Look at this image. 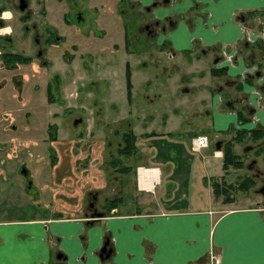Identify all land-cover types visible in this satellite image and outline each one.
Returning <instances> with one entry per match:
<instances>
[{"label": "crops", "instance_id": "obj_1", "mask_svg": "<svg viewBox=\"0 0 264 264\" xmlns=\"http://www.w3.org/2000/svg\"><path fill=\"white\" fill-rule=\"evenodd\" d=\"M169 1L167 10L174 22L166 27L169 39L164 48H158L162 55L157 53L155 61H161L166 54L175 58L173 63L177 69L185 66L181 75H172L167 70L168 58L163 65L164 72L159 73L181 79L179 84L186 90L202 87L197 79L201 76H220L203 88L210 100L202 108L210 115L211 125L216 127L210 137L214 147L219 146L218 139L222 136L219 130L223 128L219 126L227 129L230 126L233 130L249 122L246 127L264 128V31L255 28L245 34L241 25V21L257 24L256 17L264 13V0ZM240 12L245 16H239ZM224 43L230 48L227 59L221 52ZM223 64H226L224 75L211 73V66ZM258 68L261 73L257 75ZM245 74L248 78L244 81ZM132 92L133 89L131 100ZM252 103L256 106L252 119L240 122L238 106L244 104L250 111ZM175 106L178 105L173 104L176 111ZM139 108L134 118L126 113L124 123L132 126L136 133L137 158L165 160L139 164L158 169L156 181L152 180L151 174L155 172L151 171L147 182L142 183L140 172L135 171L132 185L124 179L131 171L119 172L104 166L106 140L101 135L97 136V141L102 140L103 148H97L93 140L90 153L86 155L91 161L87 179L92 185L88 189L79 181L80 171L76 168L79 157L74 158L70 152L73 141L63 139L67 137L64 135L44 138L53 152L47 170L41 146L34 148L35 152L13 153L7 167L0 165V198L3 196L7 202L6 211L2 210L0 202V264H206L210 246L219 251L221 264H264V203L259 204V198L237 202L234 196L227 199L223 194L215 195L210 184L213 178L221 176L232 182L243 172L233 167L224 171L221 156L213 152L205 155L194 149L197 157L178 153L176 137L167 139L175 126V112L170 117L167 113L169 104L165 109L167 116L161 115L154 106L148 112L144 104ZM155 115L160 122L154 120ZM27 134L21 142L36 143L30 140L32 133ZM66 146L68 154L64 151ZM173 147L176 149L174 158H179L180 154L185 164L170 165L168 153ZM16 160L28 170L29 183L23 177L21 165L14 167ZM13 171L22 176L18 174L15 178L11 174L12 181L9 180L8 175ZM66 178L71 179L67 187L57 182ZM126 184L128 193L124 190ZM91 191L96 194L93 204L102 214L91 215L88 204L85 208V194L89 199ZM118 192L122 194V201L106 212L104 198ZM16 194H20V198L15 200ZM143 194L146 198L141 197ZM14 200L11 208L25 206L27 212L9 215L8 205ZM213 202L224 208H215ZM132 205L151 208L122 210ZM79 209L82 211L78 212ZM105 238L109 239L107 246L111 252L101 256L99 250Z\"/></svg>", "mask_w": 264, "mask_h": 264}, {"label": "rangeland", "instance_id": "obj_2", "mask_svg": "<svg viewBox=\"0 0 264 264\" xmlns=\"http://www.w3.org/2000/svg\"><path fill=\"white\" fill-rule=\"evenodd\" d=\"M50 0H47V3ZM92 0H89V3H91ZM97 8L98 12H96V9H91L87 12L88 16L89 13L93 14V18L95 16L96 19V25L94 19H92L87 26V28H90V30H94L99 33L101 32L102 29H100L101 26L103 28V34H90V38H93V41L91 42L94 47H88L86 45H80L79 48L76 51V54L78 56L80 55H88L87 53L90 52L89 54L91 55H100L98 60L94 63V70L92 73H85V69L83 67L84 63L81 61V57H78V62H74L76 65L78 63L79 68H78V73L79 76H77L78 83H80V86L78 84V87L73 86L72 84H69L67 86V90L64 91L63 93L57 95L54 92L53 94H48L47 89L45 87H33L34 83V78L33 76L30 77V80H28L26 88L24 89L23 93L26 94V98L22 99V102L26 99V103L23 106L21 104V100L18 99L17 95H13L11 88L8 86L7 87L3 86V88L0 89V165L7 167L9 162L11 161L10 155H12L13 148L15 147H22V149L25 152H22L20 154L28 153L29 151H34V148L37 150L40 146L42 147L45 155V161H46V170L48 169L49 162L51 161V154L50 150L47 147V140L44 139V134L46 132V123L48 120L51 122L57 121L59 123L60 127V135H64L67 137H63V139L68 138L73 141L72 143V149L70 152H72V155L75 157H79V163L77 169L80 171V178L79 181L82 183L83 187H88L89 185H92V181L87 179V170L88 166H90V159L86 158V155L90 153L91 150V145L93 140H95V145L97 148L101 149L102 147V140L94 139L92 134L95 133V135H101L106 136L105 140L110 138L118 140L119 139V133H114L115 137H111L110 135L113 134V132H104L103 129L106 128L108 130H111L114 128L113 125L110 124V122H116L118 121V118L121 119L120 117L123 116L126 118L128 113L131 118H134L135 115H137V111H140L141 104H144L145 111L148 112L151 106H154L155 108L158 109L161 115L167 116V113L169 114V117L171 113L175 112V118L173 119V125L174 128L172 129V132L170 133V137H167V139L176 137L177 143L175 146L180 149L178 153H181V155L184 153V155H195L196 157L199 156L196 150L192 149L191 146V138L193 134L196 132H201L204 131L209 133V137H212L213 132L216 130V127H213L210 122V115L206 113V109H203L202 106H204L205 102H207L209 97L207 96V92H204L203 88L207 87V84L211 82L212 79L218 78L220 76H201L200 78H197L199 81H201V86L200 88L192 91V90H186V87H183V85H180L179 82H181V79L172 78V77H164L162 76L159 71L161 70L162 66L166 64L165 60L162 59L160 62H156L154 60V55L156 54L157 50L153 49L154 52L150 55L148 58L150 60V63L147 65V69L144 70L142 73V76L150 75V78H145L143 80H140V75L137 74V66H139V63L134 62L133 63V68L132 69L133 73L131 76L132 82H133V92H132V101H128L126 99V92H125V85H126V77H125V58H130L134 55L141 54L142 52H135L138 48H140V45L137 44H132L133 45V50L127 49L123 43L125 40H123V32H122V20L123 17H121L120 13L117 12V9L114 7V0H101V2H97ZM61 9H64V7H61ZM85 13V11H83ZM47 18L50 20L52 23L56 22L57 25L65 26V22L63 21V16H62V11L58 9H52L51 14L48 15L47 13ZM94 23V24H93ZM76 26L81 25L80 23H76ZM98 25V26H97ZM123 41V42H122ZM69 42L70 39H66L62 45L61 49L63 50L64 48L71 49L69 47ZM151 49V47H149ZM91 50V51H90ZM161 54V53H160ZM96 57V56H95ZM104 60H108V64L110 66V69L107 70L103 68V63ZM175 58H169L168 59V64H167V70L170 71L172 75H181V73L184 71L185 66H181V68L176 67L175 63ZM89 63V62H88ZM91 64V63H90ZM144 64V63H142ZM178 64L181 65V63L178 62ZM145 65V64H144ZM64 66V65H63ZM61 67L60 63L56 64V67L58 69H62L64 67ZM163 70V69H162ZM158 71V73H157ZM164 71V70H163ZM90 77L87 79V77ZM93 79H95V82L93 83ZM150 79L151 81H148ZM173 81V82H171ZM131 82V80H129ZM168 82V83H167ZM93 84V85H92ZM149 84L151 86V89H147L146 85ZM76 87V88H75ZM162 88L161 90H158ZM76 89V90H75ZM72 90L73 92L71 93ZM160 91V93H158ZM144 92L148 93L149 96L152 97V99L148 100L147 96H144ZM49 95L54 97V99H51ZM207 96V97H205ZM202 98L204 100H202ZM19 100V102H18ZM97 100V104L96 101ZM24 101V102H25ZM68 103H71V105H68ZM75 103V104H73ZM176 103L178 106V109L176 111L173 109V104ZM167 104H169V112L166 113L165 109ZM69 107L65 109L64 107ZM29 107L30 109V115L25 113V108ZM115 107V108H114ZM120 108L121 110H117ZM194 109L197 110V112H194ZM16 113L18 116L16 118V121L22 126L24 125L25 130L21 131V128H16V131L21 134L25 135L27 132L32 133V140H36V143L34 142H21L22 140L18 139V136L13 137L11 134H8L7 131H9L12 127V122H11V115L12 113ZM78 113L83 118V121L81 123H78L76 126L71 125L70 123V116L72 114ZM120 113V114H118ZM118 114V115H117ZM77 115V116H78ZM159 121V116L155 115L154 120ZM102 120V121H100ZM122 120V125H124V121ZM136 121V120H133ZM247 121V120H246ZM245 121V122H246ZM249 122L244 123L245 126L248 125ZM221 130V135L224 137H227V140L231 141L232 147L235 151L240 152L242 149V144L239 141H234L232 140L227 127L219 126ZM134 129V128H133ZM148 130H152L148 129ZM78 132L81 134L78 135ZM192 133V134H191ZM27 137V135H26ZM229 138V139H228ZM43 140V141H42ZM59 140H62V138H59ZM45 142V143H43ZM66 143V142H65ZM40 144V145H39ZM114 144L115 142H112L111 145H107V143H104L105 150H110L111 153L114 155H117L118 152L114 150ZM241 144V145H240ZM214 144L211 142L210 139V144L206 147H202V149L198 150L202 154H211L212 150L214 149ZM7 150V153L5 152ZM248 151L246 152L245 156L243 155L242 157L244 159L248 158V162H252L251 156H254L252 153L251 149H247ZM64 151L66 154L69 152L68 146L64 147ZM69 152V153H70ZM176 153V149L173 147L168 155L170 156V165L171 163L176 164V163H181L185 164L183 160L185 159L184 157L182 158L181 155L179 154V158H174V154ZM243 154V153H242ZM109 157V152L106 153V158ZM17 159H20V156L17 157ZM31 159L33 157L31 156ZM220 160V158L218 157ZM217 159V160H218ZM165 160H161L156 157H144V159L141 157L139 158L137 163H145V164H157L159 162H162ZM19 162V161H18ZM17 160L14 164V167L17 166L18 163ZM29 162V161H27ZM69 162V158L67 160ZM21 163L20 165H22ZM32 164V163H31ZM255 166H259L261 168H258V170H264V161L259 160L253 163ZM104 165L106 167H111L118 165V162H106L104 160ZM253 166V165H252ZM138 166V170H139ZM160 167L163 169V167L160 165ZM20 168V166H19ZM21 169V168H20ZM241 171H247L251 174L255 173V167H247L244 166V168H241ZM113 173V172H112ZM176 174V172H174ZM16 178V175L22 176L18 172V174L10 173L8 175V179L12 181V176ZM115 174V172H114ZM229 178H232L231 175L229 174ZM48 179V176L45 177V180ZM125 181L127 183L130 181L133 185V181H135V171H132V174L129 173L128 175L126 174L124 177ZM261 179H264V175H258L256 178V183H259ZM114 180V179H113ZM166 180V179H165ZM58 183H61L63 187H67L68 184H71V179L66 178L64 180H57ZM115 184H117V181H115ZM24 184V183H23ZM177 184V183H176ZM127 186L126 184L124 186V190L127 191ZM158 186V184H157ZM92 187V186H91ZM88 189V188H87ZM202 190L206 191L204 187L201 188ZM230 192L233 194V197L235 201L241 202L245 200H254L255 198L261 199V196L259 193H256L254 188H250L247 192L243 193L241 189H235V188H229ZM1 191V189H0ZM124 191V193H125ZM188 191V190H187ZM145 192V190L143 191ZM61 193V190H60ZM128 193V191H127ZM17 197L16 199L20 198V194H16ZM201 195H203V191L201 192ZM145 196V194L141 195V197ZM85 197L87 199V203L85 205V208L87 206L88 202V197L87 193L85 194ZM14 201H10L8 205V211L9 215L13 212L15 216L19 214H23L27 212L26 207H17L13 206L11 208L10 203H15ZM102 200V199H101ZM92 200L93 203H95ZM0 202L3 203L2 210L6 211L7 210V202L6 199L3 198V196L0 198ZM255 202V201H253ZM92 203V204H93ZM123 204V202H122ZM215 208H224L222 207V204L216 205L215 202H213ZM259 204H263L261 201H259ZM101 208V206H99ZM139 209V210H150L149 205H141V206H124L122 210H130V209ZM88 209V207H87ZM221 210V209H220ZM219 210V211H220ZM82 210H79L81 212ZM209 258L207 259V264H208Z\"/></svg>", "mask_w": 264, "mask_h": 264}, {"label": "flooded vegetation", "instance_id": "obj_3", "mask_svg": "<svg viewBox=\"0 0 264 264\" xmlns=\"http://www.w3.org/2000/svg\"><path fill=\"white\" fill-rule=\"evenodd\" d=\"M98 1L101 2V0H92L91 3H89V0H50L47 3V0H0V89L3 88V86L7 87L8 84V86L12 90L13 95L14 96L17 95L18 99L21 100L22 105L19 106H23L26 103V101H28V99H26V101L24 100L25 102L24 101L22 102V99L26 98V94H24L23 91L26 88L27 82L28 80H30L31 76H33L34 78L33 87L36 88L45 87V89H47L48 94L54 95L55 93L59 95L67 90V86H69V84H72L73 86V82H74V86L78 87V84L80 86V83H78L77 81L79 80L77 79V76H79L78 73L79 65L78 63L75 65L74 62H78V57H81V61L84 63L83 67L85 69V73L89 74L93 72L94 63L100 57V55H91L89 54L90 52H88L87 53L88 55L86 56L85 55L78 56L76 54L77 49L82 44L88 47H94V45L91 42H95V41H93V38H90L91 33L98 35L103 34V28L101 26L97 25L98 27H100V29H102L101 32L99 33L97 32V30L95 32L94 30H90V28H87L90 21L94 18L96 19L97 17L95 16L93 18V14L91 13H89L88 16L87 12L91 9V7H93V9H96V12H98V8H97L98 4H96ZM169 2H170L169 0H114V7L117 9V12L120 13L121 17H123L122 32H123V40H125L123 45L129 50H133L132 44L140 45V48L135 50V52H142L141 54L134 55L132 59L128 57L125 58L124 73L126 74V69L128 68L130 74V80H131L130 89L133 88V82L131 79L133 73L132 69H134L133 63L136 62L140 64L139 66H137L136 71L137 74H139L141 77L144 70L147 69V65L150 63V60L148 58L150 57L152 52H154L153 49L157 50L156 54L154 55V60H157V55L161 53V51H159L158 48L159 47L164 48L167 44V39L169 38L165 34L166 27H168L169 24L174 22V19L170 17L168 14L167 6ZM61 7H64V9H61ZM58 8L60 11H62V16L64 18L63 21L66 24L65 26L62 27L61 25H57L56 22L52 23L47 18V13L48 15H50L52 9H58ZM83 11H85V13ZM4 13H11V18H2ZM239 16L244 17L245 13L240 12ZM263 19H264V13L260 12V15L256 17L257 24L254 23L251 24L245 21H241L242 23L241 25L244 33L250 34L251 30L255 28L262 29ZM80 22L81 25L79 26L75 25L76 23H80ZM94 23L95 25L97 24L96 21ZM66 39H70L69 47L71 49L64 48L62 50L61 45ZM149 47H151V49ZM221 49H222L221 52L224 55L223 58L226 59L229 58V55L227 53L230 48H228L226 43L222 45ZM168 58L169 57H167L165 54V56L161 57L160 59H164L166 62ZM57 63H60L61 67L64 65L63 66L64 68L58 69V67H56ZM142 63H144L145 65ZM219 66H223L226 69V64ZM103 68L107 70L110 69L108 60H104ZM162 69L163 66L160 70L161 72L163 71ZM256 72L257 75L261 73L259 68L257 69ZM224 74H217V75H224ZM150 77H151L150 75L142 76L140 80ZM89 78L90 77L88 76L87 79ZM247 78H248L247 74H245L243 76V80L245 81L247 80ZM148 81L151 80L148 79ZM94 82L95 79H93V83ZM127 82L128 81L126 79V84ZM239 82L240 81H237V84H240ZM146 88L149 90L151 89V86L147 84ZM70 91L71 93L73 92L72 90ZM125 91H126V85H125ZM143 94L145 97L146 96L148 97L147 98L148 100L152 99V97L149 96L148 93L144 92ZM49 97L51 99H54V97L52 98L51 95H49ZM262 97H263L262 99H264V95ZM128 101L130 102L132 100L128 99ZM95 102L97 104V100ZM68 105H71V103H68ZM250 106H251L250 111L248 107L244 104L238 106L237 110L238 111L241 110L244 114L248 116V119L250 118L252 119V113H254V110H256L255 109L256 106L253 103ZM64 108L67 109L69 107H66L65 105ZM117 110H121V109L118 108ZM25 113L27 115L28 114L30 115V109L28 106L25 108ZM12 114H13L11 115L12 127L8 128L10 129L9 131H7L8 134H11L13 137L18 136L17 138L19 140L25 139L26 135L28 136L27 133L23 135L21 134V132L19 133L18 131H16L17 127L21 128L22 129L21 131H24L25 130L24 125L23 126L21 124L18 125L16 121L18 115L15 112ZM77 115L74 113L70 116L71 125L76 126L78 123H81L83 121V118L80 115L78 116ZM120 118L121 119L118 118V121L116 122H110V124L114 126L113 129L111 130H108L106 128L103 129L104 132H110V131L111 133L113 132V134L110 135L111 137H115L114 133L117 134L119 133V139L116 141L115 139H113V141L110 138L106 139L107 145L108 143L115 142L114 150L116 149L117 145H119L121 133L127 130L128 128H130V130L132 129V126L129 127L126 126L125 124L122 125L123 116ZM245 121L246 120H244V122ZM45 127L47 129L44 134V137H50V136L54 137L55 135L57 137V135H60V127L57 121L51 122L50 120H48ZM250 127H255V125L248 126V128ZM230 132H231L230 136L232 140L239 141L242 144L241 147L242 150L240 152L246 154V152L248 151L247 149H251L252 153L254 154V156H251V158L253 159L251 163L247 161L249 158L248 157L245 160H243L242 166L240 167L231 166V167L239 168L240 170L242 167L244 168V166L247 167L251 166L253 168L255 167L256 172L253 174L247 171L244 172L241 171V172H243L242 175L248 173L255 178V184L252 185L250 188H254L256 193L262 195L259 201L264 203V179H261L259 183H256V178L258 177V175L261 174L264 175V170H258V168L261 167L255 166L253 164L254 162H256V159L257 161L259 160L264 161V151L260 153L254 152L255 147H260V146L264 147V138L252 142L248 137L244 136L240 140H236L234 139V137L236 136L235 135L236 132L234 131V129L230 130ZM205 133L207 134V132ZM79 134L81 133L78 132V135ZM106 135L104 134L105 138ZM92 136L93 138L95 137L94 139H97L98 138L97 136L99 135L98 134L95 135L94 133L92 134ZM227 141L230 142V140H227V137L221 136V138L218 139L217 145L219 146L214 147V149L218 148L220 150L218 155L221 156V160L223 155V148H224L223 146ZM137 145H138V141H137ZM49 150H50V154H52L53 152L51 151V149ZM22 152H25L22 149V147H15L13 150V153L20 154ZM104 152H105L104 158L106 162L108 163L110 162V164H112V162H118V165L112 166L113 169L119 170V172L139 171L140 172L139 176L142 183L147 182L146 176L149 174V171H153V170L158 171V169H153L154 167L148 169L147 168L148 166L145 167V165L139 167L138 170L139 164L142 163L136 162L139 160V158H137L135 155V152L137 151L132 153V155L131 154L124 155L117 153V155H114L113 160H112L113 154L111 153L110 150L107 151L104 149ZM107 152H109V157L106 158ZM221 165H222V161H221ZM22 166L23 165H21L20 168H22ZM231 167L229 166L227 169ZM25 171L26 168L23 171V177L25 181L29 183L30 177L28 174V170L26 172ZM152 180L156 181L153 177ZM236 180L237 178L233 179L232 182H236ZM123 184L124 183H122V185ZM249 189L242 191L243 193H245V191L247 192ZM94 198L96 199V194L93 191H91L88 199L89 202L88 208L91 211V215H94L95 213L97 215V211H100L98 208H96L94 204H92L93 203L92 200Z\"/></svg>", "mask_w": 264, "mask_h": 264}, {"label": "trees", "instance_id": "obj_4", "mask_svg": "<svg viewBox=\"0 0 264 264\" xmlns=\"http://www.w3.org/2000/svg\"><path fill=\"white\" fill-rule=\"evenodd\" d=\"M211 72L214 74H224L225 68L223 66H212L210 68ZM125 76L127 77V84H126V93H127V98L130 100L131 99V90L130 85L131 83L129 82L130 80V74L128 68L126 69V74ZM238 118L244 121L248 119V116L244 114L241 110L238 111ZM231 130V129H230ZM230 130H228L230 132ZM234 131L236 132V136L234 139L240 140L242 137H248L252 142L257 141L259 139L264 138V128L263 127H246V126H239L235 127ZM52 137V136H50ZM137 136L136 133L130 128L127 130L123 131L120 136V142L119 145L116 147V152L124 155H129L134 153L137 149ZM223 155H222V167L224 168V171L227 170V168L230 166L233 167H240L243 165V160H245L242 156H245V153L242 154V152H237L233 149L231 141H227L224 146H223ZM264 151V147H255L254 152L255 153H260ZM114 159V156H112V160ZM226 178L224 176H221L219 179L218 178H213L210 181V184L212 185V190L215 195H220L223 194L224 197L232 198L233 194L230 192L229 188H235V189H241V190H247L249 189L252 185L255 184V178L248 173H245L241 177H239L236 182H231V181H226ZM235 197V196H234ZM122 201V194L119 192L113 196H106L104 199V207L106 212H109L111 207L113 206H118V204Z\"/></svg>", "mask_w": 264, "mask_h": 264}, {"label": "built area", "instance_id": "obj_5", "mask_svg": "<svg viewBox=\"0 0 264 264\" xmlns=\"http://www.w3.org/2000/svg\"><path fill=\"white\" fill-rule=\"evenodd\" d=\"M263 22V27H262V32L264 31V19L262 20ZM208 144V137L207 134L204 132H199L193 135V137L191 138V146L192 149H202V147H206V145ZM220 152V150L218 148L213 150L214 154H217Z\"/></svg>", "mask_w": 264, "mask_h": 264}, {"label": "bare ground", "instance_id": "obj_6", "mask_svg": "<svg viewBox=\"0 0 264 264\" xmlns=\"http://www.w3.org/2000/svg\"><path fill=\"white\" fill-rule=\"evenodd\" d=\"M208 139H209V137H208ZM148 169H150V168H148ZM149 172H151V171H149ZM153 172H155V174H151V175L153 176V178L155 180H157L158 179V175H157L158 174V171L157 170H153ZM146 177L148 178L149 175H147ZM208 256H209L208 264H221L220 253H219L218 250L214 249V247H211L210 246V248L208 249Z\"/></svg>", "mask_w": 264, "mask_h": 264}, {"label": "water", "instance_id": "obj_7", "mask_svg": "<svg viewBox=\"0 0 264 264\" xmlns=\"http://www.w3.org/2000/svg\"><path fill=\"white\" fill-rule=\"evenodd\" d=\"M25 165H23L22 166V170L24 171L25 170ZM26 172V171H25ZM97 214H102L101 213V211H97ZM108 239H105L104 240V242L101 244V246H100V250H99V254L102 256V255H104V256H106V255H108L109 254V252H111V248H109L108 246H107V241Z\"/></svg>", "mask_w": 264, "mask_h": 264}, {"label": "clouds", "instance_id": "obj_8", "mask_svg": "<svg viewBox=\"0 0 264 264\" xmlns=\"http://www.w3.org/2000/svg\"><path fill=\"white\" fill-rule=\"evenodd\" d=\"M2 18H11V13H4Z\"/></svg>", "mask_w": 264, "mask_h": 264}]
</instances>
